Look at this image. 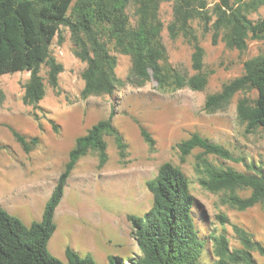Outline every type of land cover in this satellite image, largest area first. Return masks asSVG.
I'll list each match as a JSON object with an SVG mask.
<instances>
[{
    "label": "trees",
    "instance_id": "16d2710c",
    "mask_svg": "<svg viewBox=\"0 0 264 264\" xmlns=\"http://www.w3.org/2000/svg\"><path fill=\"white\" fill-rule=\"evenodd\" d=\"M163 1L0 0V76L29 71L23 103L42 109L40 102L46 95L42 67H47V80L54 88L59 86V75L64 70V64L51 50L55 37L59 42L63 41L61 29L64 26L70 30L75 56L86 63L81 73L84 81L81 97L84 99L103 94L116 97L128 85L142 87L150 80L156 81L158 89L163 91L184 87L203 90L208 74L204 72L205 49L192 25L195 18L213 30L214 43L223 31L227 45L239 50L247 48L249 38L264 37V15L255 20L248 16L256 12L264 0H218L212 14L208 12V0H173V20L167 26L169 34L172 38L182 35L193 47L195 73L187 75L169 61L162 38L164 23L160 18ZM131 5L135 7L134 26L127 12ZM111 41L120 53L131 58L132 65L126 78L117 75L118 59L109 48ZM246 89H255L257 96L252 101L246 97L238 101V119L246 125L248 132L258 127L264 129V53L246 60L241 76L224 84L220 91L209 94L204 110L223 109L238 91ZM3 98L0 91V101ZM115 106L112 104L107 118L97 121L76 138L40 221L27 225L0 207V264H97L91 254L81 255L70 246L66 247L67 261L64 262L49 251L48 243L57 228L56 209L80 158L94 151L99 157V165L103 166L108 159L106 135L114 136L121 155H125L124 137L113 121ZM51 122L58 129L55 121ZM140 129L144 139L154 147L156 141L148 129L142 125ZM10 130L26 152L40 142L37 136L28 137L12 126ZM177 148L182 159L196 148L202 150L197 155L199 183L211 192H223L224 202L240 210L256 204L264 206L261 165L234 156L224 145L198 132L180 141ZM207 154L243 162L248 171L218 167L207 159ZM146 185L153 195L152 206L144 217L128 216L140 253L127 259L109 255V264H207L203 259L207 240L198 227L194 213L196 199L183 170L169 161L164 162ZM239 190H250V193L241 195ZM217 218L221 223L229 221L225 214H218ZM234 230L239 246H232L223 233L210 236L214 243L212 264H260L254 252L264 256V243L241 226L234 225Z\"/></svg>",
    "mask_w": 264,
    "mask_h": 264
},
{
    "label": "rangeland",
    "instance_id": "374dc122",
    "mask_svg": "<svg viewBox=\"0 0 264 264\" xmlns=\"http://www.w3.org/2000/svg\"><path fill=\"white\" fill-rule=\"evenodd\" d=\"M217 1L208 0L209 14ZM127 12L134 26V5L129 6ZM263 15L264 4L248 16L255 20ZM160 18L164 23L162 38L170 63L187 75L194 74L192 45L182 35L172 38L168 31L167 26L173 20V0L161 3ZM192 25L205 49L204 72L208 74V82L203 90L184 87L163 91L158 89L156 81L150 80L142 87L128 85L116 97L103 94L84 99L81 73L86 63L75 56L70 30L64 26L61 29L63 41L55 37L51 45L53 55L64 64V70L59 75V86L54 88L48 83L47 67H42L46 85V95L40 102L42 109L23 103L29 71L0 76V91L4 94L0 101V207L27 225L42 219L56 176L63 170L76 138L97 121L107 118L112 104L116 105L113 121L124 137L125 155H121L114 136L106 135L107 162L100 166L97 153L89 151L73 169L55 212L57 228L48 243L49 251L60 260L67 261L68 246L81 255L91 254L97 264H109V255L127 259L139 254L128 216L144 217L150 209L153 195L146 182L155 177L161 164L167 161L182 169L190 181L196 199L195 218L201 235L207 240L204 263L214 261L212 234L223 233L232 246L240 245L234 225L245 228L264 243V206L256 204L245 210L230 206L223 201V192H211L200 185L197 155L202 150L196 148L182 159L177 148L180 141L198 132L224 145L234 156L261 165L264 170V129L258 127L248 132L237 115L238 101L245 97L254 100L257 91H238L225 108L214 112L204 110L209 94L220 91L224 84L241 76L246 60L264 53V37L249 38L247 48L239 50L227 45L223 31L214 43L213 30L207 29L199 18H195ZM109 48L118 59L117 75L126 78L132 65L130 56L120 53L114 41L109 42ZM141 125L155 139L154 147L142 136ZM11 126L28 137H39L40 142L26 152L13 136ZM206 157L218 167L248 171L243 162L214 154ZM32 177L34 188L30 182L26 187ZM238 192L248 195L250 190ZM24 194L30 195L31 202L25 200ZM218 214H225L229 221L221 223ZM254 256L264 264V256L258 252H254Z\"/></svg>",
    "mask_w": 264,
    "mask_h": 264
},
{
    "label": "crops",
    "instance_id": "0c3cea01",
    "mask_svg": "<svg viewBox=\"0 0 264 264\" xmlns=\"http://www.w3.org/2000/svg\"><path fill=\"white\" fill-rule=\"evenodd\" d=\"M104 119V118H103ZM62 172V171H61ZM60 172V173H61ZM37 178H38V176H36ZM57 178L56 179H58V177H59V175L58 176H56ZM34 178L32 177L29 181L27 180V186L26 187H29L28 185H29V182L30 183H32L30 186H33L34 184ZM57 181V180H56ZM33 188H34V186H33ZM18 191H20V190H18ZM52 193V192H51ZM23 197H25V200H27V201H30L31 202V199L29 198V196L27 195V194H24V195H22ZM48 200V199H47ZM46 204V203H45ZM40 221V220H39ZM30 225V224H29Z\"/></svg>",
    "mask_w": 264,
    "mask_h": 264
}]
</instances>
